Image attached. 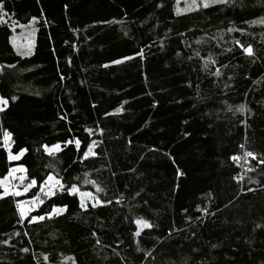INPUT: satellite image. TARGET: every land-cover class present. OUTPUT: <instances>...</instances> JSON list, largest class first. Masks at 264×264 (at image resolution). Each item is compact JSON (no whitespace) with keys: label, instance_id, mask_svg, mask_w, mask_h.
<instances>
[{"label":"trees","instance_id":"16d2710c","mask_svg":"<svg viewBox=\"0 0 264 264\" xmlns=\"http://www.w3.org/2000/svg\"><path fill=\"white\" fill-rule=\"evenodd\" d=\"M192 3L0 0V179L37 180L0 199V264H264V0Z\"/></svg>","mask_w":264,"mask_h":264},{"label":"rangeland","instance_id":"374dc122","mask_svg":"<svg viewBox=\"0 0 264 264\" xmlns=\"http://www.w3.org/2000/svg\"><path fill=\"white\" fill-rule=\"evenodd\" d=\"M33 40H34V25L32 23H30L29 25L24 26V27H20L18 30L14 31L13 37H12V45H13V47L15 48V50L17 52L25 54V53H29L30 50L32 49ZM53 146L48 147L47 151L45 150V147H44V151L47 154H49V153L53 154L55 152H58L59 150H54ZM94 148H95V146L92 144L90 146V148H89V149H91V153L89 154V156L93 155ZM9 149L10 148L8 147L7 148L8 157L11 154L9 152ZM22 155H20V157ZM10 161H16V160H10ZM18 168H21V167L20 166L12 167L9 170L8 174L4 178L0 179V182H2V183H0V194H3L5 187L8 188V192H9L8 195H5L3 197H7V196L17 197L14 194L15 192H20L21 195H24L29 190H31L33 188V187L32 188H28V190L25 191V188H27V186L30 184L31 181H29L27 179L26 172H19V171L15 170V169H18ZM54 179L57 180L56 178H54ZM60 185H54V184H52V182H50V184L48 186H45L44 191H48L49 187H51L53 191H57V190H59L61 188ZM82 193H91V192L79 190V192L76 193V195L78 197V200H79V203L81 202V200H84L86 208H88L90 206L93 207V204H96L95 207L102 205L101 203L97 204L96 201L91 199L90 197L83 196ZM41 194L45 195L44 192H42L41 188H40V195ZM21 195H19V196H21ZM92 196H94V194H92ZM37 198L23 200V201H20V202H18L16 204V208H17V211L19 212V215H20V207L19 206L22 205L23 208L25 209V217H23L22 219L27 218L29 216V214L40 205L41 201L39 199H37ZM63 212H64V209L62 211H60V212L52 211L51 214L49 215V218L53 217V216L60 215ZM37 221H40V220L37 219V220L33 221L31 219L30 223L37 222Z\"/></svg>","mask_w":264,"mask_h":264},{"label":"snow or ice","instance_id":"6c2138e0","mask_svg":"<svg viewBox=\"0 0 264 264\" xmlns=\"http://www.w3.org/2000/svg\"><path fill=\"white\" fill-rule=\"evenodd\" d=\"M201 2H202L203 8H209V7L214 6V5H227L229 3V0H201ZM191 7H193V8L196 7V0H193V3L191 5ZM3 15H4V13L2 12V10H0V18H2ZM241 47L243 48V51L248 56H252L253 55V49H252L251 46H247V47L241 46ZM21 55H24V54L21 53ZM140 55H142V53ZM114 63H120V61H115ZM12 99L14 100L15 97H12ZM8 104H9L8 98H5V97L0 96V112L4 111L5 108L8 106ZM238 111H241V112L244 111L243 107H241L240 109H238ZM61 119H63V117H61ZM10 135L11 134L9 132H7V131H5L3 133V138H4V144L5 145L8 144L9 139H10ZM66 143H71V141H67ZM75 143H76L77 148H79L80 141L79 140H76ZM44 147H45V150L47 151L48 150V146L45 145ZM60 147L61 146H60L59 143H57L56 145L53 146L54 150H60ZM24 151H26V150L25 149H21L20 150V153L17 154V155H11L10 154L9 157H8L9 160H18L20 158V155H22ZM90 153H91V149H89V151H87V152H84L83 153V156L85 158H87ZM49 154L51 155V153H49ZM245 155L246 156H252L253 159H255V156H254V154L252 152H246ZM233 159H237V157H233ZM260 162L261 163H264V160H261ZM49 166H51V165H49ZM15 170L16 171H19V172H25L26 171V169H24L23 167L18 168V169H15ZM50 182H52V184H54V185H60V181L59 180H55L53 176L48 175L47 176V179L43 181V185L41 186V191L44 192L45 196H53V195L56 194L55 191H53L51 187L48 188V191H44L45 186H48L50 184ZM0 183H2V182H0ZM36 185H37V180L36 179H32L31 182H30V184L27 186V188H25V191H27L28 188L35 187ZM60 187H61V189L64 188L63 185H60ZM64 190L67 191V193L69 195H73V194H76V193L79 192V189L76 186H74V185L71 186L70 188L64 189ZM101 191H103V189L97 188V192H101ZM8 194H9L8 188L5 187L3 194H0V198H3V196L8 195ZM14 194L16 196L21 195L20 192H15ZM82 195L85 196V197H90L91 199L95 200L97 204L98 203H101V201H99L96 197L92 196L91 193H82ZM80 206H81L82 209L87 210L84 200H81ZM95 206H96V204H93V207H95ZM19 207H20V216H21V218H23V217H25V209L23 208L22 205H20ZM62 210L63 209H61V208H53V211L54 212H60ZM44 218H45L44 216H33L31 219L33 221H35L37 219L43 220ZM137 223L140 224L142 222L141 221H137ZM143 226L146 227V228L147 227H151V225H149L147 223H144ZM24 251H27V249H24Z\"/></svg>","mask_w":264,"mask_h":264},{"label":"built area","instance_id":"2783aa9c","mask_svg":"<svg viewBox=\"0 0 264 264\" xmlns=\"http://www.w3.org/2000/svg\"><path fill=\"white\" fill-rule=\"evenodd\" d=\"M233 161H234V162H237V160H236V159H234Z\"/></svg>","mask_w":264,"mask_h":264}]
</instances>
